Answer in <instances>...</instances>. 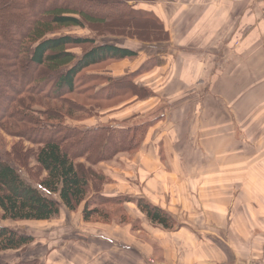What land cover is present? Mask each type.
Instances as JSON below:
<instances>
[{
    "label": "trees",
    "instance_id": "16d2710c",
    "mask_svg": "<svg viewBox=\"0 0 264 264\" xmlns=\"http://www.w3.org/2000/svg\"><path fill=\"white\" fill-rule=\"evenodd\" d=\"M155 1L0 0V128L17 139L6 149L0 136V253L35 241L4 223L49 221L62 207L80 211L85 222L96 216L121 224L131 222L124 208L130 202L153 224L166 229L176 223L142 196L104 194L108 171L92 168L137 153L161 117L86 125L94 110L155 95L137 82L163 63L159 52L170 39ZM73 28L90 34L64 32ZM108 34L137 40L149 57L126 74L112 75L111 65L135 59L139 49L102 42ZM13 264L43 263L34 258Z\"/></svg>",
    "mask_w": 264,
    "mask_h": 264
},
{
    "label": "rangeland",
    "instance_id": "374dc122",
    "mask_svg": "<svg viewBox=\"0 0 264 264\" xmlns=\"http://www.w3.org/2000/svg\"><path fill=\"white\" fill-rule=\"evenodd\" d=\"M211 1H192L195 13L191 16L201 13V4L206 6V9L210 5L215 12L217 18L214 22L215 26L213 20L209 19L205 27V25L202 26L200 15L195 18L186 14L181 15L184 13V4H178L182 3L180 0H156L154 6L157 10L158 6L161 7L162 13H159L162 15L165 28L170 31V39L159 52L163 66L161 65L137 79L139 84L150 87L155 95L144 100L130 98L109 109L94 110L95 115L86 118V125L107 124L125 117L134 119L130 121L129 124H131L160 116L161 119L154 123V127H151L146 136H149L150 140L152 139L150 144L149 140L144 143L147 152L148 149L156 150L157 143L154 144L153 140L159 136L162 137V134L166 135V131L173 125H178L179 131L176 135L175 131L169 130L171 139L181 140L180 123L182 122L189 125L191 130L193 128L191 124H200L201 141L206 148H203L204 145H202L201 150L196 149L197 155L207 154V149L210 156H213L214 150L221 149V144L232 143L236 139L241 140L238 149L235 146L229 149L238 150L235 159L229 165L226 161H230V158L218 160L219 167L230 168L233 164L238 167L246 166L247 163L244 161L248 162L250 157L252 159L260 157L259 154L263 151L261 146H264V25L261 26V22H264V0ZM179 6L181 9H178ZM140 7L145 8L144 5H140ZM175 13L177 15H173ZM68 31L90 34L86 29L64 30V32ZM101 41L125 46L131 45L139 49L138 56L133 61L125 60L114 65L113 69L110 66L111 74L115 73L112 75L126 74L136 69L149 57L148 51L142 50L141 43L135 39L108 34L101 37ZM7 44L10 42L7 41ZM184 61H189L190 65L188 66L187 62L184 64ZM185 66L188 70H185ZM82 123L83 121L76 122L78 125H82ZM159 124L161 127H156ZM235 130L236 136L234 135ZM165 135L164 140L166 137V143L169 144L168 136ZM0 136L5 139L6 149L11 146L13 141L17 140L3 133L1 128ZM226 139H230V141ZM25 145L32 146L27 142ZM159 147L161 146L159 145ZM133 157L134 154H119L113 160L100 163L92 168L95 171H99V169L109 171L106 175L110 177V180L104 178L103 187L113 184L114 178L117 180L114 175L117 172L132 176L130 182L134 184L133 176H138V173L133 175L137 164L128 168ZM126 159L130 161H126ZM122 160L126 162L127 167L125 164L123 165ZM221 162H225V164ZM151 175L148 177L150 178ZM137 180L139 181L138 177L135 181ZM224 180L211 185L209 187L210 194L216 193L217 188L224 184L231 185L232 183L234 186L239 184L231 174L226 175ZM126 190H130L128 185H126ZM103 207L108 211L113 210L112 206H102V210ZM127 208L133 214L131 207L127 206ZM90 221L107 226L89 225L88 229H82V232H87L92 240H100V246L102 241L110 242L105 238L104 230L113 231L115 224L120 228L123 227V224L116 223L115 219L103 222L94 216ZM4 224L20 232L32 234L35 241L31 246L22 250L0 253V264H13L21 259L34 258L40 259L43 264H46L45 260L52 261L55 253L57 254L59 251L62 235L66 244L72 240L75 241L76 239L71 237L76 235H79V239L81 236L85 237V233L75 228L82 224L79 219L77 220L75 214L71 216V214L62 213L58 218L42 222L21 221ZM61 226L68 227V230H63L62 235L59 231ZM134 233L137 232L132 230L133 236ZM134 239L147 240V237L138 233ZM94 247L97 248L98 253L103 251L100 247ZM69 251L67 250V252Z\"/></svg>",
    "mask_w": 264,
    "mask_h": 264
},
{
    "label": "crops",
    "instance_id": "0c3cea01",
    "mask_svg": "<svg viewBox=\"0 0 264 264\" xmlns=\"http://www.w3.org/2000/svg\"><path fill=\"white\" fill-rule=\"evenodd\" d=\"M192 1L178 3L184 4V13L181 15L191 16L195 13ZM205 7L201 4V13L191 17L200 15L202 26L206 27L209 19L213 20L215 26V12L210 5L208 9ZM158 10L162 13L160 6ZM262 25L264 22H261ZM185 62L190 65L189 61ZM116 64L111 65V69ZM185 70H188L186 66ZM191 126L192 130L189 125L181 122L182 138L173 140L169 130L175 131L176 135L179 131L178 125H173L166 131V135L162 134V137L153 140L154 144L157 143L156 150L148 149V152L144 143L149 140L150 144L152 139L146 137L128 166L130 168L137 164L133 175L138 173V176H133L134 184L130 182L132 176L117 172L114 174L117 177V180L114 178L116 184L103 187V193L107 195L131 194L144 197L172 215L176 222L173 227L165 229L151 223L135 204L127 202L124 204L125 211L128 219H133L130 223H136V227L129 222L121 223V228L112 223L115 224L113 231L104 230L105 238L110 242L102 241L100 246V240L93 241L82 229H88L89 225L107 226L85 222L80 211L70 212L62 207L60 214H75L80 223L87 225L79 224L75 227L85 233V237L79 239V235H76L71 237L75 241L66 244L61 233L68 230V227L61 226L59 231L63 238L59 251L52 261L45 260L46 264H264V146H261L263 151L260 157H250L248 162L244 161L246 166L233 164L230 168L219 167L218 160L230 158V161H226L229 165L235 159L241 140L221 144V149L214 150L213 156H210L207 149V154L197 155L196 149L201 150L204 143L201 141L200 124L193 123ZM164 135L168 136L169 144L166 143V137L164 140ZM232 146L237 148L236 151L229 150ZM203 148H206L205 145ZM124 164L127 167L125 161ZM228 174L233 175L239 184H222L216 193L210 194L209 187L225 181ZM136 177L139 181H135ZM126 185L130 190H126ZM127 206L131 207L133 214ZM132 230L137 232L134 236ZM138 233L145 235L147 240L134 239ZM94 246L103 251L98 253Z\"/></svg>",
    "mask_w": 264,
    "mask_h": 264
},
{
    "label": "built area",
    "instance_id": "2783aa9c",
    "mask_svg": "<svg viewBox=\"0 0 264 264\" xmlns=\"http://www.w3.org/2000/svg\"><path fill=\"white\" fill-rule=\"evenodd\" d=\"M152 261V260H151Z\"/></svg>",
    "mask_w": 264,
    "mask_h": 264
}]
</instances>
